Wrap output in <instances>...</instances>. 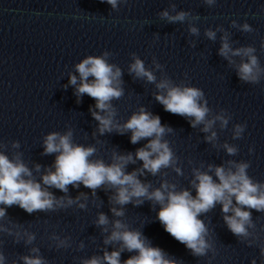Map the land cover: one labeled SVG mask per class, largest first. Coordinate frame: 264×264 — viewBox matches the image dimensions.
Returning <instances> with one entry per match:
<instances>
[{"label":"clouds","instance_id":"9594fccd","mask_svg":"<svg viewBox=\"0 0 264 264\" xmlns=\"http://www.w3.org/2000/svg\"><path fill=\"white\" fill-rule=\"evenodd\" d=\"M101 2L117 10L118 5L127 3V0H101ZM215 2L216 0H204V3L209 6L214 5ZM172 9L175 11V5H172ZM159 15L162 20L169 23H183L190 13L179 11L175 15H170L165 10ZM193 19L199 20L200 17L195 16ZM232 26H237L235 21ZM240 27L244 32L254 31L247 23ZM188 31L191 35H199V29L195 26L190 25ZM205 35L210 40L216 39V32L211 29H206ZM255 52L254 46L233 49L227 32L221 37L219 55L227 59L230 65L235 64L233 57L241 58V62L236 65L237 75L246 83L258 84L264 77V68L261 67ZM110 55L112 54L105 51L102 55H88L82 59L75 65L79 82L76 75L69 74V84L75 87L78 103L84 95L95 100L94 109L90 107L89 111L98 122L99 135L103 136L113 131L120 135L130 132L132 144H138L141 140L147 142L137 148L134 154L131 152L121 154L114 150L110 161L106 162L103 158L92 159L98 151L95 145L84 146L74 143L71 129L64 134L51 132L44 137L43 154H56L55 161L39 181L33 177L32 170L23 162L20 154L10 159L0 152V205L4 206L0 207V221L7 214L6 209L14 205L28 214L38 211H56L71 207L73 204L86 209V203H80V199L83 197L87 201V194L81 193L75 199L57 198L48 190L55 188L67 193L69 185L74 188L83 185L91 190L93 196L98 189L112 191L114 194L109 197V202L120 206L119 208L113 206L110 209L116 217H123L124 206L130 203L138 206L144 200H148L154 205L158 204L160 207L157 219L164 230L184 244L194 256L204 257L211 252L212 256L209 257L211 260L216 256L217 250L215 243L209 242V228L200 217L219 204L228 230L247 246L257 245L261 258L264 260V243L259 242L261 237L255 232L257 225L252 216V210L264 213V183L248 175L249 162L228 160L222 165L209 164L206 171L202 170L203 165L200 168H193L190 186L194 189L195 195L189 188L177 190V185L167 180L151 191L149 189L152 185L142 182L139 177L145 172L156 176L161 169L172 168L178 175H183L182 169L176 166L178 157L170 146V142L165 139V136L172 133L173 129L163 125L158 115H153L144 107L133 112L122 124L116 120L117 109L112 101L123 97L124 89L122 70L109 62ZM132 57L134 62L129 66V73L134 74L136 78L155 83L158 90L155 99L163 105L166 112L191 118L189 123L193 128L203 125L201 129L203 132H211V135L205 137L206 141L211 143L217 139V133L211 130L217 121L220 122L222 129L227 127L231 116L226 114V110L222 109L220 114L209 119L211 109L200 88L185 85L183 82L177 85L170 78L157 82L156 75L145 67L144 61L135 53ZM153 64L157 70L163 68L155 58ZM245 128V124L235 125L233 139L242 138ZM12 146L19 147V142H13ZM223 147L230 156L238 153L236 146L225 143ZM252 151L253 149L250 148L249 152ZM137 160L142 162V167L131 172L127 171V166L135 164ZM40 169L39 164L35 165L37 172ZM9 223L12 222L9 221ZM95 224L107 232L108 229L104 226L109 224L108 216L103 212L98 213ZM13 226L16 227V225ZM260 231L264 232V227ZM0 232L9 236L15 235V242H19V232L14 234L11 228L3 224H0ZM24 235L26 244H31L35 240L34 233L25 232ZM52 238L58 241L57 248L70 246L68 238L60 239L55 235ZM113 242H119L121 247L111 252L104 251L102 257L93 256L90 259H84L81 264H121L120 256L124 250L135 251L137 255L131 256L123 264H178L176 260L167 258L161 248L151 246L140 231L131 230L120 219L112 222V231L104 240L105 244ZM30 251L32 254L20 257L23 264H47V261L39 255L38 248H32ZM4 260V254L0 251V264H4ZM251 264H257L256 259H252Z\"/></svg>","mask_w":264,"mask_h":264}]
</instances>
